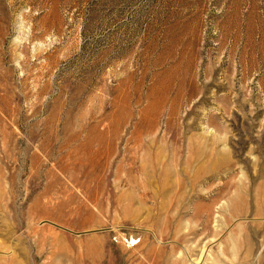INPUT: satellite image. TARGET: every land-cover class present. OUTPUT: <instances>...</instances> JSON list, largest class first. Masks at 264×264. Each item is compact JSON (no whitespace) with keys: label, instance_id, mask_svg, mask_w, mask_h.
Listing matches in <instances>:
<instances>
[{"label":"rangeland","instance_id":"rangeland-1","mask_svg":"<svg viewBox=\"0 0 264 264\" xmlns=\"http://www.w3.org/2000/svg\"><path fill=\"white\" fill-rule=\"evenodd\" d=\"M0 264H264V0H0Z\"/></svg>","mask_w":264,"mask_h":264}]
</instances>
